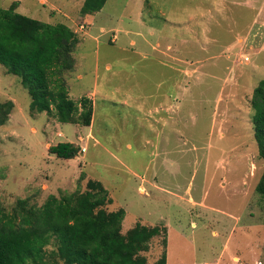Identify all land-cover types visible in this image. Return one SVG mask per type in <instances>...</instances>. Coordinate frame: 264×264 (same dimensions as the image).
I'll use <instances>...</instances> for the list:
<instances>
[{"label": "rangeland", "instance_id": "obj_1", "mask_svg": "<svg viewBox=\"0 0 264 264\" xmlns=\"http://www.w3.org/2000/svg\"><path fill=\"white\" fill-rule=\"evenodd\" d=\"M16 1L21 14L75 32V65L62 76L94 117L85 126L33 112L20 78L0 64V102L15 104L0 127L4 208L19 199L40 207L98 180L113 199L107 210L126 211L123 233L167 227V247L159 236L143 253L150 264L165 250L167 264H264V160L251 105L264 79V0H108L93 15L81 13L85 0L0 8ZM63 142L79 155L49 153Z\"/></svg>", "mask_w": 264, "mask_h": 264}, {"label": "trees", "instance_id": "obj_2", "mask_svg": "<svg viewBox=\"0 0 264 264\" xmlns=\"http://www.w3.org/2000/svg\"><path fill=\"white\" fill-rule=\"evenodd\" d=\"M108 0H85L83 15L103 10ZM19 1L0 8V64L8 74L18 76L28 90L33 112H47L62 123L91 126L94 117L88 97L78 105L68 94L62 74L72 70V55L79 43L66 24H50L17 11ZM251 105L255 111V140L264 160V79L254 89ZM15 108L13 101L0 102V127ZM49 153L65 160L79 155L75 143L63 142L49 147ZM264 197V172L257 185ZM113 203L101 181L88 179L86 190L50 195L43 206L19 199L7 211L0 199V264H47L57 256L63 264H150L143 253L150 250L154 238L162 236L168 244L165 225L137 223L122 232L126 211H108ZM55 249L49 251V247ZM154 264H167V252Z\"/></svg>", "mask_w": 264, "mask_h": 264}, {"label": "crops", "instance_id": "obj_3", "mask_svg": "<svg viewBox=\"0 0 264 264\" xmlns=\"http://www.w3.org/2000/svg\"><path fill=\"white\" fill-rule=\"evenodd\" d=\"M132 44L133 45H135L136 44V42L135 41H133L132 42ZM162 64H164L162 61H160ZM107 68H109L108 66H107ZM171 99H172V96H171ZM173 100V99H172ZM164 103V102H163ZM162 104V103H161ZM161 104H160V106H161ZM165 105H166V109L168 110V108H170V112H171V115H170V120H172V108H173V103H172V101H171V103H168V102H165L164 103ZM167 105H169V107L167 106Z\"/></svg>", "mask_w": 264, "mask_h": 264}, {"label": "built area", "instance_id": "obj_4", "mask_svg": "<svg viewBox=\"0 0 264 264\" xmlns=\"http://www.w3.org/2000/svg\"><path fill=\"white\" fill-rule=\"evenodd\" d=\"M81 29H84V26L82 25L81 26ZM87 151V149L84 147V148H82V152H86Z\"/></svg>", "mask_w": 264, "mask_h": 264}]
</instances>
